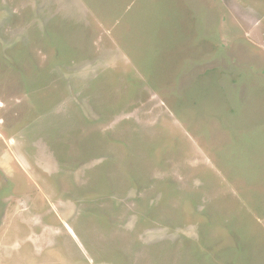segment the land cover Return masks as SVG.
<instances>
[{
  "label": "rangeland",
  "instance_id": "1",
  "mask_svg": "<svg viewBox=\"0 0 264 264\" xmlns=\"http://www.w3.org/2000/svg\"><path fill=\"white\" fill-rule=\"evenodd\" d=\"M0 264H264V0H0Z\"/></svg>",
  "mask_w": 264,
  "mask_h": 264
}]
</instances>
